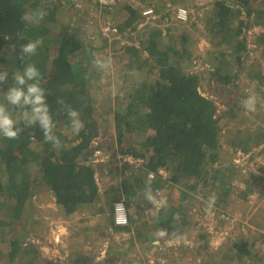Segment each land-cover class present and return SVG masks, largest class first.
I'll use <instances>...</instances> for the list:
<instances>
[{
  "label": "trees",
  "instance_id": "obj_1",
  "mask_svg": "<svg viewBox=\"0 0 264 264\" xmlns=\"http://www.w3.org/2000/svg\"><path fill=\"white\" fill-rule=\"evenodd\" d=\"M81 1L88 0H0V66L9 70L8 82L0 85V91H7L12 84L11 73L21 72L25 64L34 63L41 72V86L46 89V103L56 125L55 134L62 142L61 148L55 150L50 143L44 141L38 125L27 128L22 121L18 124L22 129L18 139L10 140L0 136V264H11L23 251L27 231L37 223L33 212L36 206L33 197L42 186L50 190L54 203L65 218L71 217L80 209L90 214L95 208L94 212L102 210V217L107 216V212L102 209L100 197L101 194L109 195L110 216H107V221L112 226V232H130L137 228L138 223L135 221H143L139 224V230H134L142 249L152 245L153 241L144 231L154 221H159L160 228L167 230L169 236L178 231L181 236L189 234L182 231L189 222L184 215L181 219L177 218L184 212L175 207V199L169 191L163 194L167 206L153 208L150 212H157L155 220L152 216L144 218L149 208L153 207L146 199L149 181L143 177L145 171L151 170L155 174L150 186L157 200L162 188H171L174 184L188 191H195L200 183V188L210 184L221 189V197L231 192V174L236 172L235 169H231L230 173L225 172L232 161L229 157L227 160L220 157L217 148L218 135L224 124L223 117L227 113L230 115L234 109L230 105L217 116L215 101L202 95L197 89V73L188 71L192 64L191 58L197 57L193 45L196 34L192 29L196 22L189 21L191 14L188 13L186 20H177L179 25L187 21L190 25L181 29L177 27L174 36L173 32H167L171 37L165 41L154 35L155 26L149 22L143 23L137 30L138 23L144 19L140 6L130 0H114L113 3L91 0L88 1L89 5H79ZM150 1L147 5H151L155 14L166 9L161 14V20L157 19L158 23L173 16L168 6L158 9V4ZM177 1L170 0L173 4H177ZM224 1L213 0V6L204 15V23L211 36L223 37L217 46L226 41L232 48L235 64L229 69L232 70L231 74L236 75L242 64L241 51L246 48V36H240L241 29H245L247 25L234 15L238 12L233 13ZM182 2L187 5L186 0ZM67 7L71 8L75 17L79 13L88 12L89 8L90 11L102 10L96 16L100 20L98 23L109 25V29L107 32L102 31L99 24L100 30L88 33L81 25L77 27L70 22L63 29L53 30L51 23ZM119 8H123L125 12L117 13L115 18H111ZM40 10L47 13L42 20L28 23L21 19L24 15ZM262 14L264 16V11ZM130 31L137 32L135 38L139 45L124 40L122 42ZM36 39L43 40L42 47L35 56L21 61L19 45ZM252 43L254 46L250 50L260 47L264 58V32L255 35ZM96 51L102 52V57L106 58L118 56L117 71L123 73V76L127 72L129 76V86L126 85L125 89L122 87L125 92L121 95V102L125 105L122 109L120 106L116 107L113 124L116 140L121 147L120 155L130 153L143 159L142 165L137 170L132 169L131 174L127 171V168H132L130 163L120 162L119 166H115L111 162L113 153L106 161H97L95 164L90 161V145L99 133V122H102L98 121L102 111L98 112L97 107L104 105L98 101L102 90L99 83L101 71L95 66ZM207 57L206 61L215 71L220 63L227 62L214 52ZM250 65L247 72H257L253 78H261L256 61ZM221 76L225 82L230 77L223 74ZM60 101L64 103L61 104ZM67 105L80 113V119L85 124L79 135L72 134L65 111ZM106 105L105 112L110 109L109 104ZM125 133L131 134L142 146L141 149L131 151L133 146L130 143L128 147L122 148ZM253 133L254 136L247 134L241 137L229 132L230 144L240 146V151L248 152L264 140V126H256ZM162 167L166 169L165 176L157 172ZM102 177L109 179L107 182L103 181L105 183L100 191L99 179ZM224 183L228 186L223 185ZM184 197L182 194V198ZM118 201H122L126 207L125 224L114 223L113 207ZM131 204L136 207L134 213L130 212L133 207ZM178 219L181 223H178ZM103 224L102 228L109 236L106 223ZM13 227L15 234L12 237L10 233ZM241 237L235 239L233 248L237 256L243 258L252 254L253 244L247 245V239L243 235ZM261 240L260 238L258 241ZM253 243L255 245V241ZM118 247L120 245L111 247L109 252L115 254ZM32 249L35 252L33 247ZM206 254L212 255L208 251ZM107 259H102L97 264H104Z\"/></svg>",
  "mask_w": 264,
  "mask_h": 264
},
{
  "label": "rangeland",
  "instance_id": "obj_2",
  "mask_svg": "<svg viewBox=\"0 0 264 264\" xmlns=\"http://www.w3.org/2000/svg\"><path fill=\"white\" fill-rule=\"evenodd\" d=\"M88 1H81L78 4L84 3L85 5H89ZM145 1L146 0H130V2L138 7L140 6V9L146 4ZM154 1L163 4L165 0H153V2ZM186 1L187 5L185 2H182L183 4L179 3L169 6L168 3H164L158 6V9L163 8L162 6H168L173 16L166 17L158 23L157 19L159 18V20H161V14L164 13L166 9L163 12L159 11L155 14L153 21L143 20L138 23L137 30L143 23L149 22L150 25L155 26L154 35L160 36L161 39L163 38V40L166 41L171 37V35L168 36L167 32H173L174 36L175 33H177V27L181 29L190 25L188 21L185 24L179 25L174 16V11L177 7H186L187 13L191 14V16H189V21L194 20L196 22L192 29L195 30L194 32L196 34L193 45L197 57L191 58L192 64L188 68V71L197 73L199 77L197 89L202 95L215 101L218 111L217 116L226 111L230 105H233L234 109L231 111L230 115L227 113V115L223 117L224 124L221 126L218 135L219 146L217 148V150L220 151V157H224L226 160L229 157L232 161L229 165L230 168L226 169L225 172L230 173L231 169H235L236 173L231 174L232 177L229 184L231 190L232 188L248 189L251 187L247 185L248 182L251 184L255 183L253 186L256 188V194H262L261 196L264 197V140H262L259 146L251 148L248 152H243L239 150L240 146H232L228 137L229 132L240 135L241 137L251 132L249 135L254 136L255 133L253 132L255 131V127L258 125L264 126V58L261 54L262 50L260 47L256 50H250L254 44L247 41V28H242L240 36H246V48L241 51L242 64L239 66V70H237L236 75L231 74L232 70H230L229 67L233 68L235 64L232 56V48L228 46L226 41H224V44L217 46L218 41L223 39V37L218 35L211 36L209 28L204 23V15H206L207 10L209 11L213 6V0ZM63 11L64 13L60 14V17L51 23L53 30L58 31L63 29L64 26L70 22L75 23V25H73H77V27L81 25L88 33H94L100 30V25L102 24L98 23L100 20L96 16H98L102 10L90 11L89 8L88 12L79 13L81 18H79V16H73L70 7L65 8ZM123 12H125V10L119 8L111 18H115L117 13L122 14ZM235 12H238V14H234L236 17L241 14V10H234L233 13ZM169 25L172 27H168ZM136 31H130L129 34H127L129 36L123 38L122 42L124 40L125 42L129 41V43H138V40L135 38ZM130 36L131 38H129ZM211 52L227 60L226 64L220 63L216 71L215 68L206 61L208 58L207 56ZM97 57H102V52L96 51L95 58ZM109 59L110 64L107 68L97 67L98 70L101 71L99 83L101 84L102 90L98 96V101L104 103V105H99L97 107L98 112L102 111L98 117V121L101 120L102 122H99V133L90 145L89 150L92 151L90 161L94 164L97 161H106L110 154L113 153L111 162H113L115 166H119L120 162L123 161L120 159L121 152H119V149L121 147H119L116 140L113 112L117 110V106H120V109H122L125 105L121 102V95L125 92L124 89L126 85L129 86L127 81L129 76L127 72H125V76H123V73L120 74L121 72L117 71L119 67L118 56H112ZM255 61L258 64L257 69L261 78H253L257 72H247L249 65ZM222 74L230 76L227 82L222 78ZM122 87L124 89H122ZM253 91L257 95V110L255 113H249L243 108V101ZM117 95H119L118 99L116 98ZM106 104H109L110 109L105 112L104 109L107 107ZM65 131L69 132L68 129H65ZM235 131L237 132L234 133ZM125 134L122 148L128 147L130 143L133 146V148H130L131 151H138L141 149L142 146L133 139L131 134ZM257 149L260 150L258 151ZM254 152L257 154L255 155ZM127 171L131 174L132 168H127ZM144 175L143 177L145 178ZM108 179L107 177L99 179L100 191L104 186L103 184L107 182ZM226 184L227 183H224L223 185ZM200 186L201 183L197 186L195 191L181 189L177 184H174L171 188H162L158 200H164L163 194L166 192L169 191L172 193V197L175 199V207H178L181 212H184L177 218L181 219L183 218L182 215H184V218H187L189 222L182 231L189 234L188 236H183V239L180 240H177L174 236H169V234L164 238H159L156 236V233L159 229H162L160 228L161 223L159 221H154L150 224V228H145L146 231L144 232L147 233L150 240L153 241L151 242L152 245L153 243L156 245L152 246L149 244V248L147 249L139 247V237L134 231L139 230V224L143 221H135V223L138 224H136L137 228L132 229L133 232H112V226L107 221V216L110 214V203L108 202L109 195L101 194L100 197L102 209L107 212V216L103 217V220L110 234L108 236L103 229V232H101V227L99 231L97 225L93 226L94 230L92 232H89L85 231L84 227H78L74 222L68 221L69 219L71 220V217L65 218L63 216L62 212L54 203L50 190L44 186L39 187L38 192L33 197V202L36 205L33 212L37 217V223L34 228L30 227L28 229L27 241L23 243L22 247L32 252V247L35 249L37 244L40 245L43 243L46 247L51 248L48 251L54 250L53 252L45 253L43 257L46 262L43 264H70L71 261L78 262L77 260L81 257H84V260L80 259L81 261L80 263L78 262V264H97L98 261L104 260L105 256L103 255H106V253L109 255L110 248H114L115 245H120V247H118L115 254L111 253V258H108L104 264H214V260H216V264H264V259L262 260V258H259L260 252L264 250V243L258 241L255 242L256 244L254 245L253 241L256 240H254L250 227L246 225L248 219L244 218L243 220L240 217L239 219L237 218V213L233 210L237 209L238 204L232 199V191L226 194L223 193L225 195L221 197L222 191L220 188L210 184L202 188H200ZM182 194H184V198H182ZM211 196H215L216 199L214 206L209 210L207 205L208 199ZM250 198L253 199L252 197ZM234 199L236 200V197ZM140 205L141 204H139V206ZM131 206L133 207H131L130 212L134 213V208L136 207L133 204H131ZM156 207L157 206L154 205L150 207L144 218L154 217L150 212L153 208L156 209ZM243 207L246 209L247 204ZM178 223H181L179 219ZM14 230L15 228L13 227V232L11 231L10 233L12 237L15 234ZM177 234H180V232L178 231ZM241 235L247 239V245L253 244L252 254L250 256L245 255L243 258L237 256L238 254L233 248L235 239H239ZM260 238L264 239V234H262ZM157 240H159L158 243ZM29 245H31V247H29ZM206 251L211 252L212 255H207ZM32 254L35 257L33 252ZM89 254L95 262L88 259ZM85 259L87 260L86 262H84Z\"/></svg>",
  "mask_w": 264,
  "mask_h": 264
},
{
  "label": "clouds",
  "instance_id": "obj_3",
  "mask_svg": "<svg viewBox=\"0 0 264 264\" xmlns=\"http://www.w3.org/2000/svg\"><path fill=\"white\" fill-rule=\"evenodd\" d=\"M147 8L152 7H142L140 10L144 21H150L155 16L153 8V12L150 15L142 14V11ZM175 13L176 10L174 11V16ZM46 15L47 13L45 11L40 10L31 15H24L21 19L28 23H34L37 19L42 20ZM101 26L102 30L106 25L102 24ZM42 45V39L28 41L26 44H20V60L24 61L26 58L30 59L35 56L37 50L42 47ZM109 64V58L97 57L95 59V66L98 68H107ZM41 78V72L36 65L31 62L25 64L21 72L11 73L12 84L8 87L7 91H0V96H2V100H0V136L10 140L18 139L20 132L22 131V129L18 127V124L22 121L27 128H33L38 125L43 133L44 141L50 143L55 150H59L62 146V142L55 134L56 125L49 106L46 103V89L41 86ZM8 79L9 70L0 66V85L7 83ZM60 103L63 104L64 102L60 101ZM243 108L249 113L256 112L257 95L254 91L243 101ZM65 111L70 121L72 134L79 135L85 128L84 122L80 119V113L70 105L65 107ZM14 113L17 118H14ZM120 159L123 163L128 164L126 160L124 161L122 159V155H120ZM141 165H139V167ZM139 167L134 168L132 165V169L134 170H137ZM147 171H145V178H148L149 185L147 187L146 199L149 203L158 208H165L167 206L166 200H157L152 194L150 182L155 179V175L149 173V177H147ZM215 199V196L209 197L207 205L209 210L214 206ZM117 208L118 210H122L123 206L117 205ZM152 214L156 215L157 212H153ZM167 235L168 233L165 229H159L156 233V236L159 238H164ZM173 236L177 240L183 239V236L177 233H173ZM158 242L159 240H157V243Z\"/></svg>",
  "mask_w": 264,
  "mask_h": 264
},
{
  "label": "crops",
  "instance_id": "obj_4",
  "mask_svg": "<svg viewBox=\"0 0 264 264\" xmlns=\"http://www.w3.org/2000/svg\"><path fill=\"white\" fill-rule=\"evenodd\" d=\"M183 0H178L177 2L182 4ZM157 3L156 1H154ZM225 2L232 8V10H241V14L238 16L239 20H242L245 22L247 25L245 29L247 28V41L252 42V39L254 38L255 35H258L260 32H264V16L262 14V11H264V0H225ZM144 7H151V5H147V3H151L150 0L145 1ZM168 3L169 6L174 5L170 0H165L163 2ZM177 3V4H178ZM154 4V3H153ZM158 6H161L163 4L157 3ZM166 6V5H165ZM163 8H166L162 6ZM195 7V6H193ZM196 8V7H195ZM162 11V9L160 10ZM163 12V11H162ZM249 187L244 188V189H238L232 188V199L237 202L238 206L237 209H234L233 211L237 213V218L239 217L244 220V218H247V224L250 227L251 233L254 236L255 242H258L260 239V236L264 234V197L261 195L256 194V188L253 186L255 183H247ZM236 197V200L234 199ZM252 197L253 199H251ZM244 202V203H243ZM245 204H247L246 209L243 207ZM95 207V206H94ZM96 210V208H95ZM95 210L91 211L90 214H87L86 211L83 209H80L77 213H74V215L71 216V220L69 219L68 221L74 222V224L79 226L84 227L85 231L92 232L94 230L95 225L98 226V229L100 231L101 227V232L102 231V225L104 226L103 222V217L101 215V211L99 212H94ZM104 212V211H103ZM82 229V228H81ZM97 229V228H96ZM264 240V239H262ZM261 240V241H262ZM261 241H259L261 243ZM256 244V243H255ZM31 247V245H29ZM256 248V247H255ZM24 247L23 251L19 253V256L15 259L14 262H11V264H43L46 262L44 259V255L46 252H53L54 250L48 251L51 248L46 247L43 243L35 247V251L33 252L35 254H32V252H29L30 250L26 249ZM256 250V249H255ZM110 251V250H109ZM23 254L21 255V253ZM33 255V256H32ZM260 257L262 260L264 259V250L260 252ZM105 258H111V253L109 252V255L106 253ZM102 256V257H103ZM101 257V258H102ZM81 260H84V257L80 258ZM77 260L79 263L81 260ZM87 259V258H86ZM85 259L84 262L87 260ZM88 259L90 261L93 260L91 258V255H88ZM78 262L71 261L70 264H78ZM93 262H95L93 260ZM264 262V260H263Z\"/></svg>",
  "mask_w": 264,
  "mask_h": 264
},
{
  "label": "built area",
  "instance_id": "obj_5",
  "mask_svg": "<svg viewBox=\"0 0 264 264\" xmlns=\"http://www.w3.org/2000/svg\"><path fill=\"white\" fill-rule=\"evenodd\" d=\"M102 3H113L114 0H100ZM153 12L152 8H147L142 11V14L144 15H150ZM188 16L187 10L184 7H177L176 8V13H175V18L177 20H186ZM109 29V25H106L102 28V31L107 32ZM122 159L127 161L128 163L132 164L134 168L139 167L141 163L143 162L142 158L134 157L131 154H124L122 155ZM158 174L165 176L166 174V169L165 168H159L157 170ZM149 173L154 174L153 171L149 170L147 171L146 175L149 177ZM155 175V174H154ZM117 205H122L123 208L122 210H118ZM113 219L115 224H125L127 221V213H126V207L125 204L122 201H118L115 203L113 207ZM120 221V222H118Z\"/></svg>",
  "mask_w": 264,
  "mask_h": 264
}]
</instances>
